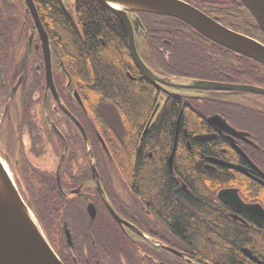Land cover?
Masks as SVG:
<instances>
[{
	"label": "flooded vegetation",
	"instance_id": "obj_1",
	"mask_svg": "<svg viewBox=\"0 0 264 264\" xmlns=\"http://www.w3.org/2000/svg\"><path fill=\"white\" fill-rule=\"evenodd\" d=\"M205 2L198 8L207 15L264 43L262 30L256 37L224 21L229 6ZM237 3L232 17L248 12ZM130 15L142 22L135 31L139 54L165 79L153 83L137 66V95L143 97L144 79L154 103L143 109L141 99L135 110L147 116L135 151L150 150L146 162L139 156L135 172L128 171L125 156L120 171L100 135L97 141L80 109L89 111L63 79L51 47L58 97L85 134L64 112L48 86L44 48L25 1L0 0V127L10 146L18 145L10 149L14 160L8 152L4 156L19 181L33 185L37 169L43 171L42 185L56 181L60 215L46 232L50 244L64 264H264V93L232 88L264 89V65L202 34L210 42L202 60L149 61L144 47L169 58L173 42L160 27H150L149 36L143 16ZM174 67L199 75L166 70ZM193 80L227 87L197 86ZM175 102L177 113L170 118ZM46 163H56L55 169Z\"/></svg>",
	"mask_w": 264,
	"mask_h": 264
},
{
	"label": "trees",
	"instance_id": "obj_2",
	"mask_svg": "<svg viewBox=\"0 0 264 264\" xmlns=\"http://www.w3.org/2000/svg\"><path fill=\"white\" fill-rule=\"evenodd\" d=\"M34 1L49 35L54 55L61 64V75L71 89L78 91L85 108L89 111L85 114L78 107L86 123L93 125L97 141L99 135L103 138L109 156L118 164L120 171H123L121 160L125 156L130 159L127 160L128 171L135 172L139 156L141 161L146 162L150 151L146 149H143L142 153L135 151L136 136L140 126L147 119L144 114L141 117L136 115L135 110L138 109L141 99L143 109L151 108L154 99L148 98L152 89L144 79H141L143 97L137 95L139 68L133 60L125 27L116 15L95 0ZM187 1L199 8L204 6L205 1L229 6L228 14H222L225 22L232 23L238 29L256 37L262 36L258 24L245 10L239 11L241 14H235L234 17L230 16L231 7L237 3L236 0ZM237 5L241 7L240 2ZM140 14L143 16L149 36L152 33L150 27H160L175 47L174 56L165 58L163 54L157 56L148 45V48H143L142 53L147 60L183 62L202 60L203 47L206 45L209 48L210 42L193 27L166 16ZM166 70L174 74L183 75L189 72L191 75H199L198 72L184 67ZM172 107L170 118L177 113V102ZM169 134L166 133L167 136ZM152 136L153 140L157 138L155 134ZM99 146L106 155L101 144ZM42 172L40 169L34 171L33 185L22 180L19 181V185L43 230L51 232L60 215L56 208L60 192L54 179L47 180L45 185H42L44 184L40 175Z\"/></svg>",
	"mask_w": 264,
	"mask_h": 264
},
{
	"label": "water",
	"instance_id": "obj_3",
	"mask_svg": "<svg viewBox=\"0 0 264 264\" xmlns=\"http://www.w3.org/2000/svg\"><path fill=\"white\" fill-rule=\"evenodd\" d=\"M31 12L34 23L41 39L47 66V83L56 94L51 69V41L40 19L34 0H24ZM114 15L124 25L130 51L134 62L151 82L165 80L158 76L142 59L136 45L135 31L142 25L139 15L130 13H154L178 18L210 40L245 55L264 65V43L230 29L218 20L210 17L204 11L185 0H95ZM254 18L260 29L264 32V0H238ZM170 80V78H169ZM71 82V79L69 80ZM197 86L213 88L227 87L223 84L196 81ZM232 88H244L264 93L263 88L247 85H233ZM74 96L83 105L77 90ZM60 101V99H59ZM64 112L80 127L85 134L81 123L61 103ZM152 118L150 119L151 122ZM102 143L104 146L105 143ZM91 157L93 154L91 152ZM94 175L97 176L95 164L92 160ZM98 190L103 194L99 177L96 179ZM110 206V205H109ZM111 212L118 219V215L110 206ZM0 264H64L47 239L35 213L24 199L19 186L12 177L8 167L0 159Z\"/></svg>",
	"mask_w": 264,
	"mask_h": 264
},
{
	"label": "rangeland",
	"instance_id": "obj_4",
	"mask_svg": "<svg viewBox=\"0 0 264 264\" xmlns=\"http://www.w3.org/2000/svg\"><path fill=\"white\" fill-rule=\"evenodd\" d=\"M5 127V126H4ZM3 128V127H2ZM11 143H10V138L7 139V135L6 133H4V131H1V127H0V158L6 163L12 177L15 179L16 183L18 182L19 184V179L16 178V173L17 171L13 170L12 168V165L9 163V161L5 158L4 155L7 154V152L11 155L12 152H10V149H12L13 151L16 149L17 151V148H18V145L17 143L15 144V147L13 146H10ZM17 145V146H16ZM13 160L15 159L14 158V154L10 156ZM46 166L50 167L51 170H54L55 169V166H56V163L53 164V163H46ZM12 167V168H11ZM18 180V181H17ZM20 186V185H19ZM22 193V191H21ZM23 197H24V194L22 193ZM25 199V197H24ZM32 209V208H31ZM44 231V230H43ZM45 235H46V232L44 231ZM47 237V236H46ZM48 239V238H47Z\"/></svg>",
	"mask_w": 264,
	"mask_h": 264
},
{
	"label": "bare ground",
	"instance_id": "obj_5",
	"mask_svg": "<svg viewBox=\"0 0 264 264\" xmlns=\"http://www.w3.org/2000/svg\"><path fill=\"white\" fill-rule=\"evenodd\" d=\"M5 164V163H4ZM6 165V164H5ZM6 167H7V165H6Z\"/></svg>",
	"mask_w": 264,
	"mask_h": 264
}]
</instances>
